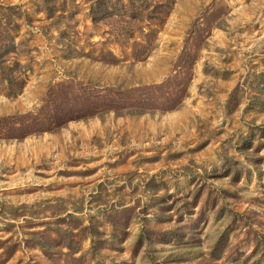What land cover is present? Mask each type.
<instances>
[{
    "label": "rangeland",
    "instance_id": "obj_1",
    "mask_svg": "<svg viewBox=\"0 0 264 264\" xmlns=\"http://www.w3.org/2000/svg\"><path fill=\"white\" fill-rule=\"evenodd\" d=\"M0 264H264V0H0Z\"/></svg>",
    "mask_w": 264,
    "mask_h": 264
}]
</instances>
